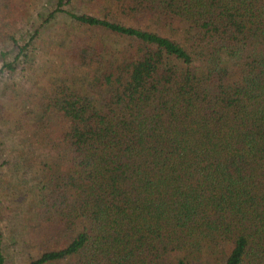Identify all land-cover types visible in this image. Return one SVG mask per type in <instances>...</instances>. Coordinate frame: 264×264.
Returning a JSON list of instances; mask_svg holds the SVG:
<instances>
[{
  "label": "trees",
  "instance_id": "trees-1",
  "mask_svg": "<svg viewBox=\"0 0 264 264\" xmlns=\"http://www.w3.org/2000/svg\"><path fill=\"white\" fill-rule=\"evenodd\" d=\"M35 1L0 0V37ZM74 3L48 18L83 31L71 61L87 80L39 96L26 154L46 150L52 244L24 264H264V0Z\"/></svg>",
  "mask_w": 264,
  "mask_h": 264
},
{
  "label": "rangeland",
  "instance_id": "rangeland-1",
  "mask_svg": "<svg viewBox=\"0 0 264 264\" xmlns=\"http://www.w3.org/2000/svg\"><path fill=\"white\" fill-rule=\"evenodd\" d=\"M83 1L69 7L88 9ZM55 2L35 1L28 16L17 21L14 32L0 37V66L18 56L14 70L0 73V229L8 264H24L52 244L42 241L45 237L41 235L38 213L42 190L39 162L46 150L41 145L30 159L26 154L29 145L34 144L30 137L33 129L40 126L39 96L53 78L63 76L78 84L87 80L82 73L85 71L71 61L75 46L72 38L83 31L63 13L48 18ZM104 38L113 48L121 49L120 39L113 42L112 37ZM25 43L27 48L21 50L19 46Z\"/></svg>",
  "mask_w": 264,
  "mask_h": 264
}]
</instances>
